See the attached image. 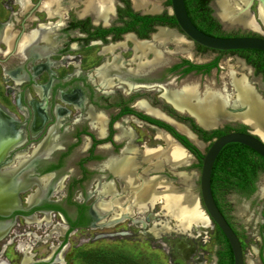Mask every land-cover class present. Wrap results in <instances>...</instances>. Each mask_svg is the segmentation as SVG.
Here are the masks:
<instances>
[{
  "label": "flooded vegetation",
  "instance_id": "1",
  "mask_svg": "<svg viewBox=\"0 0 264 264\" xmlns=\"http://www.w3.org/2000/svg\"><path fill=\"white\" fill-rule=\"evenodd\" d=\"M8 1L17 6L16 12L12 10L10 13L19 14L20 9L21 11H27L19 15L20 21L14 25V30L18 32L13 42L15 57L12 60V65L8 66L7 70V74L11 75L10 80L6 82L0 77V88L2 86L0 93L2 92L4 98L9 101L7 104L4 100V102L0 101V110L12 119V121L7 122L8 124L3 130L6 137L4 143L11 144L10 146L16 144L12 148L4 146L3 150H0L2 152L0 153V174H4L1 176L5 177V180L1 181L5 182L2 185L14 184L21 187L13 192L11 196L15 199V203H13V200L8 201L10 204L7 208H12L10 215L8 217L0 216V231L12 226L20 227L26 221L37 222L50 227L51 223L58 218L63 223L56 221L55 225L63 228L65 236L73 234L79 229H97L103 226L114 227L118 223L126 222L127 227H138L139 234L160 240L162 237L160 223H154L156 225L155 229L158 230V236L149 234L151 227L154 225L152 218L155 215L151 214V211L159 204L155 203L158 200L154 199L152 202L150 200L145 206L141 205V202L137 200L141 192L139 189L144 184H150L145 179L153 184V178L158 176L169 178L168 173L172 176L176 175L167 169L160 172L145 170L147 176L144 178V183H142L136 194L131 195L130 201L123 202L122 205L120 203H110L108 210L104 209L102 205L101 211L107 210L108 212L100 213L97 204L101 198L96 195L97 193H93L94 189L86 188L85 183L96 175V171L91 172L88 165L106 160L104 155L102 160L96 158L98 156L96 155V147L99 144L106 143L107 136L99 140L92 136V143L85 151V156L79 157L77 153L81 150L82 135H84L82 133L83 130L88 132V128L95 125L97 121L102 122L98 116L99 113H110L107 122L109 134L110 131L114 130L115 124L125 117H133L140 122L144 129L154 132L162 131L163 128L143 118L147 117L163 122L161 119H157V117L161 118L159 116L162 113L192 131L189 123L180 121L179 117L190 118L196 124L195 120L174 108L172 102L165 98L164 90L167 89L165 87L169 85L179 87L186 80L197 79L199 76H201L199 80L204 79L211 74L212 69H216L218 73V64L216 68H211L208 72L205 69H190L193 65H207L214 60L195 64L189 57L179 54L178 49H174L175 53L170 49L164 50L167 45L184 48L183 46H177L178 44L174 41H169L165 45H158V49H156L161 53V56L169 59L167 63L158 64L155 68L151 67L150 69L140 67L138 70L140 64H151L159 55H157L158 52H155V54L154 51H146L145 54H141L134 50L133 42H151L153 36L162 29H168L177 38L181 33L177 27L168 24L162 25L151 19L164 14L171 16L170 12H161L160 9L156 12H150L146 9L147 6L143 9H135L132 0H108L109 12L105 14L106 17L96 21L92 13L82 12L85 0H71L69 3L66 0H60L59 6L62 8L60 16L58 14H50L49 16L43 5L44 0H37L36 4L33 0ZM78 4H81L80 10L74 19L70 18L66 13L67 8L70 6L76 7ZM100 10L99 8V12H101ZM212 13L211 16L214 17ZM38 14L40 16L43 14L44 18H41ZM144 17H150V19L144 21L141 19ZM46 19H54V21L51 22ZM6 22H0V29L4 28ZM131 24L134 26L132 29L130 28ZM193 45L197 53H200L201 51H199L196 44ZM95 46L98 47L96 55H99L101 59L95 62L92 68L83 70V56L80 52L83 49ZM108 47H113V49L105 51ZM5 48L6 46H2V49ZM72 49L75 51V55L69 54ZM183 50H188L187 55L191 54L193 56L194 52H191L190 49L184 48ZM2 62H6V59H3ZM245 64L251 67L254 75L260 77L264 82L262 75L255 73L254 67L246 62ZM68 66L75 67V69L67 72ZM98 75L106 83V86L101 84L102 81H99ZM19 96L21 105L17 104ZM169 110L174 112L175 115H172ZM226 125H222L221 128ZM230 125L232 131H237L236 125L247 126L241 122ZM57 127H60L61 142L57 146H52L55 148V152L51 156H47L43 152L40 155L31 157L33 148L46 140L51 141L52 129ZM66 127L70 129L67 136L64 133L62 134ZM221 128L218 127L217 129ZM247 128L246 131H250L248 126ZM20 129L22 130L20 141L16 143L17 140H13L10 143V137H16L17 134H20ZM170 135L173 137L172 134ZM44 136H46L45 139L41 141ZM103 140L104 142L97 143V141ZM50 141L49 143H51ZM17 156H20V159L16 158ZM148 167L147 164L146 168ZM261 175H264V172L259 174L255 182L256 190ZM21 180L22 182H19ZM165 182L168 183V181ZM169 185L173 188L171 184ZM159 187L161 186H154L153 191L158 194L164 191H160ZM134 189L131 188V192ZM174 191L177 192L178 190ZM231 194L241 195L230 192L225 196L227 203L230 204V215L232 216V204L228 198ZM30 196H33V199L28 202ZM133 200L134 202H132ZM151 203L155 204L152 205ZM134 205L137 206L136 209ZM4 206L0 204L1 213H6L3 210ZM130 206L133 207L132 210H130ZM144 207H146V211L142 210ZM133 211L135 214L138 212L139 215L134 216ZM7 222H9V226L5 225ZM81 223L87 225H80ZM230 226L239 238V232L234 223ZM17 232L23 235L22 232L25 233L26 230L16 228L12 230L11 234H6L4 237L12 238L11 235L16 236ZM42 233L47 234V230ZM65 236L56 250L48 256L50 259L46 256V261L33 260L31 263L51 264L58 261L61 257V249L67 246ZM129 236H133V233L128 228H122L94 237L98 239ZM260 237L264 243V234L261 233ZM240 243L244 252L245 247L241 241ZM258 253L262 259L261 264H263V244ZM1 257H3V254ZM118 258L121 257L111 255L110 259L114 261L110 264H115ZM124 263L132 264L129 261ZM176 263L184 264L182 260H176L174 264ZM6 264L11 263L6 262Z\"/></svg>",
  "mask_w": 264,
  "mask_h": 264
},
{
  "label": "rangeland",
  "instance_id": "2",
  "mask_svg": "<svg viewBox=\"0 0 264 264\" xmlns=\"http://www.w3.org/2000/svg\"><path fill=\"white\" fill-rule=\"evenodd\" d=\"M33 1L35 2L34 4H36L37 0ZM66 1L69 3L71 0ZM146 1L149 2L146 7L148 10L152 8L151 3L154 2L155 4H159L156 5L159 6L161 12H170V4L168 0ZM239 4L242 6V8L245 6V4H241L240 2ZM259 6L260 3L257 0H254L250 8L247 10L248 15H251L253 19L251 20L253 24L252 27L244 28L236 24L231 25L230 23L226 25L227 27H224V32L229 35L245 36L252 34L264 37V22L260 19L258 14ZM80 8L81 4H78L76 7L70 6L67 8L66 13L70 16V18L74 19ZM12 10L13 12H16V4H11L8 0H0V11H6L10 13ZM38 15L40 16V14ZM40 17L44 18L43 14ZM18 20L20 21V18H18ZM46 20L51 22L54 21V19ZM176 44H178L177 46H183L185 49H190L191 52L193 51V56L189 58L195 63H207L214 60V58L219 57L218 73L216 69H212V73L206 76L204 79L199 80L201 76H199L197 80L195 79L198 81L199 88H203V85L209 81L213 82V84L218 88H224V90L231 95L233 92L230 83V75H232L236 79H244L246 83L250 85L259 99L264 103L263 80L260 77L254 75L252 69H250L251 67L249 68L246 64L240 62L241 58L237 54L228 53L219 55V53L213 50L197 53L195 46L184 37H181V40L178 38ZM173 46L174 45H167L164 47V50L170 49L175 53L176 51L174 49H184L181 47L176 48V46L173 48ZM97 49L98 47L95 46L93 48L83 49L80 52L83 56V70L92 68L93 64L101 59L99 55H96ZM69 54L75 55V51L72 49ZM178 58L180 57L178 56ZM73 69H75V67L68 66L66 70L67 72H71ZM3 100L6 102V104L9 103L8 99L4 98L3 93L1 92L0 101ZM246 110V106L233 107L229 105L225 107V112H227L229 115L242 114L246 112ZM184 114L188 113L184 112ZM221 121L222 125H226L232 123L236 124V122L242 120L226 118ZM242 122L249 124L251 126V128L248 126L249 130L255 132L261 137L260 133L255 131L251 123H248L247 121ZM153 136L157 137V140L152 139ZM144 138L147 140L149 147H155L159 145L162 147L163 145L165 148V143L163 144L164 141L159 139L156 131L154 132L152 130H147L145 132ZM148 146L146 147L148 148ZM206 149L207 146L205 145L200 148L202 153H205ZM200 166L201 165L198 159L196 157H192L188 163L182 164V166L177 168L176 171L179 172L177 176H172L170 173H168L167 175L170 176L169 178L163 177L161 179L163 181H168V183L173 186V189H177L180 193L190 192L196 198L195 203L198 205L199 209L202 210L199 203L198 175L200 174ZM185 176L189 177L187 178L188 180L185 179ZM261 183L264 184V175L259 177L257 192L250 197H241L237 196L236 194H231L228 197L232 204L233 210L231 221L238 230L239 239L245 247V264H260L258 252L261 245L263 244L264 246L263 240L260 237L261 233L264 234V191H260L259 185ZM159 188L161 189L160 191L165 190L164 186ZM130 197L131 196H129V198ZM155 203L159 204H157L154 207V210L151 211V214L156 215V217L155 215L153 216L154 218H152V223L154 224L157 222L161 224L162 237L160 240H155L149 236L146 237L143 234H139L138 227H127L126 222L118 223L114 227L103 226L97 229H79L75 233L65 236L63 228H61L59 225H55L57 223L56 221L61 222L58 220V218L55 222L51 223L50 227L43 226L41 223L26 221V223H23L20 227L12 226L9 228L10 230L8 229V232L5 233V235L11 234L12 230L16 228H23L26 230L25 233L22 232L23 235L17 232L16 236L11 235L13 236L12 238H9L8 236L4 237L5 235L1 238L0 254H3V257L0 255V259L11 264H20V262L23 263V261H25V263L29 262L28 264H32L31 261L33 260H42V262L46 261V256L48 257L54 252V250H56L58 244L65 236V242L67 246L63 247L64 249H61L62 251L60 253V259L51 264H108L107 260L111 257V255H118L121 257L122 261H129L132 264H174L176 260H182L184 264H217L216 250L218 247L215 240L216 229L214 224L209 221L207 216V223L203 226L197 225L195 227L189 226L188 229H177L178 224L176 219L170 215H167L165 209L163 210L162 199H158V201ZM155 203L151 204L154 205ZM145 209L146 207L142 210ZM201 212L204 211L202 210ZM137 213L135 214L134 212V216L139 215ZM204 215H206L205 212ZM122 228H128L130 232L133 233V236L123 238L107 237L98 239L94 237L99 234L111 233ZM151 228L152 229L150 230L149 234L157 237L158 230L155 229L156 225L154 224ZM44 230H47V234L42 233ZM19 240L28 242L31 249H28V251H26L24 254L21 253L22 251H18L17 242ZM48 258L50 259V257ZM20 259L22 260L20 261ZM113 261L114 260H110V262ZM117 262H119V260H117ZM117 262L115 264H118ZM37 264L42 263L38 262Z\"/></svg>",
  "mask_w": 264,
  "mask_h": 264
},
{
  "label": "bare ground",
  "instance_id": "3",
  "mask_svg": "<svg viewBox=\"0 0 264 264\" xmlns=\"http://www.w3.org/2000/svg\"><path fill=\"white\" fill-rule=\"evenodd\" d=\"M132 1L135 9H143L147 6V4H149V2H147L146 0ZM59 2V0L43 1V5L49 16L50 14H58L59 16L61 15L62 8L59 6ZM239 2L241 4H246L248 0H214L213 6L215 9V14L224 26L230 23L231 25L236 24L244 28L253 26L251 21L252 18L247 13L248 9L244 10V8L240 6ZM107 4L109 5L108 0H85L82 12L92 13L95 21L98 19H103L104 17H106L105 14L110 10V7ZM151 4L152 8L150 9V12L159 11V6H157L155 3ZM96 5L99 6L95 7ZM99 8L101 9V12H99ZM237 11L240 12L239 15L235 14ZM258 14L260 16V19L264 22V4H260ZM177 40L178 38L173 32L162 29L155 36H153V40L151 42H133V48L141 54H145L144 52L146 51H154V53H157L158 51L156 49H158V45H165L169 41H174L175 43H177ZM112 49L113 47H108L105 49V51H111ZM178 53L187 57H191V54L187 55V52L185 50L178 49ZM157 55H159V57H157L156 60H153V63H146L144 65L140 64L138 66V70L140 67H146L147 69H150L151 67L155 68V66L158 64H164L168 62L169 59L161 56L160 52H158ZM165 60L167 61L165 62ZM230 76V83L233 92L231 95L227 93L224 88L216 87L213 82L207 81L203 85V88H199L198 81H196L197 79H188L179 87H174L171 85L165 87L167 88L164 90L166 96L165 98H167L169 102H172V104L179 111H186L190 113L195 118V120L205 128L213 127L214 125L219 123V121L226 118L239 119L251 123L255 131L260 133L262 137L261 139L264 140V103L259 99L250 85L247 84L244 79H236L232 75ZM98 77L99 81H102L101 84L106 86V83L103 82L100 75H98ZM229 105L233 107L246 106L247 110L242 114L229 115L227 112H225V107ZM186 134L189 138L191 137L188 133ZM158 137L165 143V148L163 149V151L165 152L163 153L167 154L171 159L174 160L175 163L182 165L190 161V159L192 158L190 153L177 145L170 136L162 131H158ZM49 141L46 140L42 144L35 147L33 149L31 157L40 155L45 152L47 148L50 147ZM15 145H12L10 147L12 148ZM150 152L153 151L146 150V153L150 154ZM16 158L20 159V156H17ZM1 175L4 174H0V204H2V206L5 205L4 207L7 208L9 207L8 204H10L8 203L9 200H13V203H15V199H13L11 196L13 192H15L21 186L14 184V187H12L13 185L11 184L7 186L2 185V183L4 184L5 182L1 181L5 180V177ZM161 178L162 177L153 178V184H151V181L148 182V179H145V181L150 184H144V186L139 189L141 190V192L137 200L141 202L140 204H143L145 206L146 203L150 200V202H152L154 201V199H162L163 210L165 209L167 215H170L171 217L176 219L178 224L177 229H188L189 226L195 227L197 225H205L207 223V218L206 215H204V212H201L202 210L199 209L198 205L195 203L196 198L190 192H175L174 189L169 185V183H166ZM187 178L189 177L185 176V179ZM19 182H22V180ZM127 182L129 188H135L136 183L134 178L129 177L127 179ZM154 186H164L165 190L158 194L153 191ZM259 188L260 191H264V184L261 183L259 185ZM32 199L33 196H30L27 201L31 202ZM10 202L12 203V201ZM132 202H134V200ZM103 206L104 209L108 208L107 204H103ZM101 208L103 207L101 206ZM17 243L18 250L20 252L22 251L23 254L26 253L28 249H31L28 242L19 240ZM24 263L25 261H23L22 264ZM0 264H6V262L0 259Z\"/></svg>",
  "mask_w": 264,
  "mask_h": 264
},
{
  "label": "water",
  "instance_id": "4",
  "mask_svg": "<svg viewBox=\"0 0 264 264\" xmlns=\"http://www.w3.org/2000/svg\"><path fill=\"white\" fill-rule=\"evenodd\" d=\"M253 1L254 0H248V2L243 7L244 10L249 9ZM257 1L262 5L264 4V0H257ZM169 2H170V13L169 14L173 16L177 24V28L180 30L181 34L178 37L180 40H181V37H184L188 39L189 42H191L192 44H197L209 50L219 51L222 53L229 52V51H238V50H257L260 52H264V37L260 35L259 37L257 36L215 37V36L205 34L201 32L190 20L187 14L186 8H185L184 0H169ZM213 4H214V0H211L210 7L212 10H214L212 15L216 18V20L222 26V29H224V27H227V26H224L222 22L216 16ZM239 13L240 12L237 11L235 14L239 15ZM250 17L252 18L251 15ZM240 60H241L240 62L245 64V61L243 59H240ZM195 64H201V63L196 62ZM17 104L21 105L20 96L17 98ZM174 108L177 109L175 106ZM179 112L184 113L186 111H179ZM187 115L195 120V118L190 113H188ZM159 117L161 118L157 117V119H161L164 123L173 127L175 131H177L180 135L187 138V140L200 152H201L200 148L202 146L204 145L207 146L206 152L205 153L201 152L202 157L200 159L201 167H200V174L198 175L199 176V203H200L202 210L205 212L206 216L208 217L209 221L212 222L214 226L217 227L222 232L224 237L226 238L229 244V247L231 249L230 253H232L233 264H244V252L242 249V245L239 241V238L234 232V230L232 229V227L230 226V224L227 222L223 214L220 212L219 208L217 207L214 201L212 191H211V174H212L214 162L218 154L223 149V147L228 145V143L243 145L251 149L252 151H254L256 154H258L260 157L264 159V140L261 139V137L258 134L250 130L245 133L238 132V131H231L229 133H226L220 137L213 139L211 143H205L201 141L199 138H197L198 136L193 131H191L188 127L180 123H177L175 120L168 117L165 113H162ZM8 121L9 122L12 121L11 117L6 115L4 111L1 112L0 110V150H3L4 146H7L8 148L11 145V144L8 145L4 143V141L6 140L5 139L6 137L4 134L5 131L3 130L6 127V124H8L7 123ZM195 122L200 128L206 131H211V130L217 129L218 127L219 128L222 127V121H220L218 124L210 128L203 127L196 120ZM239 122L244 123L251 128V126L247 124L246 122H242V121H239ZM162 132L170 136L177 145L182 147L184 150L188 151L179 141L173 138L168 132H166L165 130H162ZM19 133L20 134H17L16 137L15 136L10 137L11 139L10 143L13 140L15 141L17 140L16 143L20 141V139L22 138L20 136L22 134V130H19ZM186 133H188L192 138L191 137L189 138ZM45 137L46 136H44L41 139V141H43ZM163 152H158L159 155L157 156V158H158V161L160 162L159 163L160 166L158 165V168L156 167V171L160 172V171H164L165 169H169L173 174L177 176L179 172H177L176 170L178 167L182 165L175 163L173 159H171L167 154ZM189 153L191 156H193L191 152ZM146 156L147 158L149 157V155L147 154ZM147 171L149 172L150 169H148ZM256 187L258 189V183ZM256 192L257 190L255 191V193ZM11 209L12 208H6V209L4 208V211H6V213L0 212V216L8 217L11 213L10 211ZM21 210H25V209H21ZM7 211H9V213H7ZM5 225L9 226V222H7ZM9 228L10 227H8L6 230L0 231V240L5 235V233H7Z\"/></svg>",
  "mask_w": 264,
  "mask_h": 264
},
{
  "label": "trees",
  "instance_id": "5",
  "mask_svg": "<svg viewBox=\"0 0 264 264\" xmlns=\"http://www.w3.org/2000/svg\"><path fill=\"white\" fill-rule=\"evenodd\" d=\"M210 0H184L185 8L187 14L192 21V23L203 33L215 36V37H236L239 35H229L224 32L219 22L211 16L212 9L209 7ZM170 4V2H169ZM144 21L150 19V17L141 18ZM153 19L159 24H168L172 27H177V24L173 16L164 14L162 16H157ZM145 23V22H144ZM145 25V24H143ZM134 26L131 24L130 28ZM241 36V35H240ZM245 36H257L259 35H245ZM199 51L204 52L209 49L197 45ZM214 51V50H213ZM221 55L224 54H237L240 58L244 59L245 62L254 67L256 74H261L264 79V52L257 50H238L229 52H219ZM219 61V57L215 58L214 61L207 65L202 66H191L190 69H205L206 72L211 68H216ZM188 63V62H186ZM170 111V110H169ZM172 115L174 112L170 111ZM146 121L152 122L159 127L163 128L167 132L173 135V137L179 141L189 152H191L199 161L202 157V153L196 149L184 136L180 135L175 129L170 125L152 120L147 117H143ZM180 121H185L189 123L192 131L198 135L205 143H211L213 139L220 137L226 133L232 131L230 124H227L224 128L214 129L211 131H206L200 128L194 123V121L187 117H179ZM236 130L238 132H247L248 129L245 125H236ZM201 167V166H200ZM264 172V159L256 154L251 149L240 145V144H229L223 147V149L218 154L212 169L211 174V191L214 201L219 208L220 212L223 214L228 223H231L232 216L230 215V204L227 203L225 196L230 192L237 193L244 197L251 196L255 188V182L258 179L260 173ZM80 225H87L86 223H81ZM216 229V243H217V264H233V258L229 244L222 234V232ZM110 258H108V264H110ZM118 264H125L121 258H118ZM122 261V262H121Z\"/></svg>",
  "mask_w": 264,
  "mask_h": 264
},
{
  "label": "crops",
  "instance_id": "6",
  "mask_svg": "<svg viewBox=\"0 0 264 264\" xmlns=\"http://www.w3.org/2000/svg\"><path fill=\"white\" fill-rule=\"evenodd\" d=\"M5 12L0 11V22L7 21L4 28L0 29V66L4 63L0 68V77L7 82L11 77V75L7 74L8 66L12 65V60L15 57L13 52V42L18 31L14 30V25L19 22L18 16L22 15V12L25 11L20 10L19 14ZM2 46H6V48L2 49ZM3 59H6V62H2ZM109 115L110 113H99L98 116L102 122L97 121L95 125H91L88 128V132L83 130L82 134L84 135H82L83 142L81 150L77 153V156L79 157L85 156V151L92 143V136L97 140L107 136L106 143L101 145L99 144L96 147V155H98L96 158L98 160H102L104 155L106 156V160L101 163L93 162L88 165L91 172L96 171V175H94L90 180H87L85 183L86 188L94 189L93 193H97L96 195H99L101 198L97 204L98 211H101V206L103 204H107L109 208L110 203H120L121 205L123 202L127 203L129 196L137 193V190L141 187L144 178H146L147 175L145 170L147 171L150 169L151 171H156V167L158 168V165L160 166L157 156L159 155L158 152H163L164 148L163 145L162 147L161 145L149 147L147 140L144 138L147 129H144L140 125V122L135 120L133 117L122 118L115 124L114 130L110 131L109 134L107 131ZM59 130L60 127L52 129V138L50 141L51 148H47L48 150L46 151L44 150L47 156H51L55 152V148L52 146H57L58 143L61 142ZM63 133L65 136L69 135L70 129L66 127L62 134ZM156 134H158L157 131ZM152 139L157 140V137L153 136ZM99 142H104V140L97 141V143ZM146 146H148L149 149ZM146 150L153 152L148 154L146 153ZM146 154L149 155V159ZM147 163L150 168H146ZM167 170L169 171V169ZM129 177L134 178L136 183L133 192H131V188L128 187L127 179ZM132 208L133 207L130 206V210H132ZM134 208L136 209L137 206ZM107 210L101 211L100 213H107ZM259 260L261 264L262 259L260 257Z\"/></svg>",
  "mask_w": 264,
  "mask_h": 264
}]
</instances>
